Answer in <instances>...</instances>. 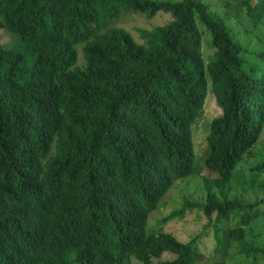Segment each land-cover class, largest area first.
<instances>
[{
  "label": "trees",
  "instance_id": "obj_1",
  "mask_svg": "<svg viewBox=\"0 0 264 264\" xmlns=\"http://www.w3.org/2000/svg\"><path fill=\"white\" fill-rule=\"evenodd\" d=\"M237 1L234 18L260 36L264 0ZM159 12L172 21L140 30L142 42L117 26ZM0 31L14 41L0 42V264H192L203 233L185 243L165 227L196 211L213 221L223 260L264 259L248 234L264 197L244 198L264 187V158L240 171L264 136V50L203 0H0ZM210 89L222 113L196 168L193 127ZM193 175L206 200L148 231Z\"/></svg>",
  "mask_w": 264,
  "mask_h": 264
},
{
  "label": "rangeland",
  "instance_id": "obj_2",
  "mask_svg": "<svg viewBox=\"0 0 264 264\" xmlns=\"http://www.w3.org/2000/svg\"><path fill=\"white\" fill-rule=\"evenodd\" d=\"M177 2L181 0H163ZM203 2L211 5L212 11L219 17L227 20L230 28L234 32L235 38L244 46L252 50H264V23L259 30L260 36L257 33L247 31L250 28L247 23V18L243 17L241 23L237 22L234 14L238 11L237 0H203ZM172 15L165 12H159L156 17L149 19L146 16L136 13H129L117 23V26L128 30L138 42L140 39L139 31L142 29L151 30L157 26H164L172 21ZM203 35V53L207 61L215 53V49L211 46V34L202 27ZM0 42L4 47H11L14 44L13 38L5 31H0ZM222 111L217 105L215 97L211 91L208 92L205 108L202 116L198 119L197 124L193 127V138L195 147V167L199 168L202 158L207 156L208 153V135L210 132L211 122L214 118L221 115ZM255 157L248 159L240 166L241 173H247L251 176L250 168L256 166L264 158V136L261 138L260 143L255 147ZM264 180V174L259 181ZM237 194V193H236ZM240 194V193H239ZM264 197V187L259 190L249 191L245 194V199L254 202L257 198ZM206 200V191L204 189V181L200 176L193 175L184 181H180L168 193L166 198L162 201L161 207L154 211L148 220L147 230L150 231L155 227L157 222L166 218L170 213L182 207L186 201L204 202ZM166 232L173 233L180 241L189 242L194 236L203 233V238L200 240L198 250L194 256L192 264H252L246 259L238 257L237 260L230 257L223 260L221 256L222 249L217 251V242L215 238V228L213 221H210L201 212H188L187 217L182 221H173L166 225ZM250 236L249 242L258 246L264 245V213L257 219L248 229ZM237 245L233 244L229 249V254H236ZM217 252V254H216ZM173 256H165L162 261L172 260ZM161 261V262H162ZM130 264H142L135 258L130 260ZM158 264V263H156ZM258 264H264L262 259Z\"/></svg>",
  "mask_w": 264,
  "mask_h": 264
}]
</instances>
